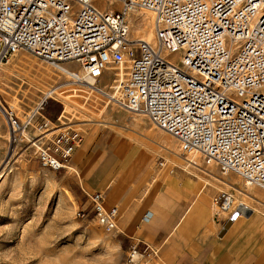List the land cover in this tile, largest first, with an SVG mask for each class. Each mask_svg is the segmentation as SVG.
<instances>
[{
	"label": "built area",
	"instance_id": "1",
	"mask_svg": "<svg viewBox=\"0 0 264 264\" xmlns=\"http://www.w3.org/2000/svg\"><path fill=\"white\" fill-rule=\"evenodd\" d=\"M97 1L0 0V64L26 49L77 84L113 67L112 99L122 109L146 114L182 155L200 151L207 164L264 190V0H122L118 10ZM143 9L155 14L152 42L131 37ZM3 109L18 144L30 124ZM33 125L42 165L67 169L82 136L47 118ZM89 196L99 224L116 229L117 208L99 192ZM216 202L229 219L243 215L229 192Z\"/></svg>",
	"mask_w": 264,
	"mask_h": 264
},
{
	"label": "rangeland",
	"instance_id": "2",
	"mask_svg": "<svg viewBox=\"0 0 264 264\" xmlns=\"http://www.w3.org/2000/svg\"><path fill=\"white\" fill-rule=\"evenodd\" d=\"M97 4L118 10L122 0H98ZM41 65L59 72L26 49L10 56L0 70V264H161L157 256L122 240L117 228L108 231L100 225L92 212L90 196L82 194L72 175L64 171L66 169L57 171L42 165L38 153L40 142L35 139L38 137L35 122L47 118L57 129L76 131L83 136L88 128L107 123L105 112L109 107L105 109L104 106L107 96L89 90L82 92L84 96L66 98V94L77 88V83L68 82L72 80L61 72L58 83H64V96L49 95L39 104L42 97L39 94L32 101L26 91ZM112 78V74L105 73L101 83L108 84ZM81 103L86 104V108ZM9 106L21 121L30 124L18 144L11 140L3 109ZM110 106L114 104L110 102ZM115 106L116 110L132 117L147 118L153 130H160L148 116ZM172 140L178 142L175 138ZM167 151L173 154L170 147ZM200 159L201 165L197 167L202 172L212 171V175L208 174L213 180L210 184L221 186L218 192L233 194L237 203L244 196L226 181L252 195L264 194L262 188L247 185L233 173L224 174L216 164H207L203 156ZM249 203L255 211L264 213V207L257 202ZM134 251L143 255L138 262L134 261Z\"/></svg>",
	"mask_w": 264,
	"mask_h": 264
},
{
	"label": "crops",
	"instance_id": "3",
	"mask_svg": "<svg viewBox=\"0 0 264 264\" xmlns=\"http://www.w3.org/2000/svg\"><path fill=\"white\" fill-rule=\"evenodd\" d=\"M105 117L84 132L64 171L82 194L99 192L117 208L122 240L161 264H264V213L249 209L224 230L229 214L217 207L211 170L178 153L147 118L120 110Z\"/></svg>",
	"mask_w": 264,
	"mask_h": 264
},
{
	"label": "bare ground",
	"instance_id": "4",
	"mask_svg": "<svg viewBox=\"0 0 264 264\" xmlns=\"http://www.w3.org/2000/svg\"><path fill=\"white\" fill-rule=\"evenodd\" d=\"M154 20H155V14L152 11L144 10V9L140 10V11H137L135 13L134 17H133V20H132V24H133L132 31H133V33H131V37L132 38H139V39L145 40V41H151V42L154 41L155 36H156L155 28H154ZM2 65H3V63L0 64V70H3L2 69L3 68ZM53 66L59 72H57L55 70H52V69H49V68H47V66L45 67V66L41 65L40 67H38L37 71L33 74V77L31 76L32 79L29 82L30 83V87L26 91V93H27L28 97L32 101L35 100L37 97H39V94H42V97L40 98L39 104L41 102H43L47 98V96H49V95L64 96L63 92H62V88H63V84L64 83H58L59 82V77L61 75H65L64 72H63L64 70H63L62 67H59V66H56V65H53ZM63 67L67 68L66 66H63ZM59 73L61 75H58ZM112 73H117V71H116L115 68L109 67L108 70L106 71V74L111 75ZM119 74L123 76L124 75V71L123 70L119 71ZM66 77H68V76H66ZM112 80L113 81L108 83V84L107 83L106 84H102L101 80L100 81H95L93 79H88L83 84H76L77 88L73 89V91H72L73 93L69 92L68 94L65 95V97L72 99L73 97L84 96L82 94V92H88V90H89L90 92L92 91V92H96L98 94H102V95L107 96L108 102H107V105L105 104L104 106H105V109L108 108V107L109 108L107 109L106 112H110L111 110H116V108H115L116 106L115 105H118V104H117V102L114 99H112L113 98V89H114V86H115V82H114L115 80L114 79H112ZM68 82H73V81H68ZM73 84H75V83H73ZM96 88H101L102 92H99L98 90H96ZM110 102H112L114 104V106H110ZM83 103H81V105L86 108V104H83ZM104 111L102 110V112H104ZM66 112H69V111L67 110ZM65 113L63 115V118L65 116ZM144 115H146V114H144ZM133 118H135V117H133ZM160 131H161V129H160ZM163 132L165 133V136H166V138L168 140L173 141L172 139L174 137L171 134L165 132L164 130H163ZM178 142L177 143L174 142L175 146L173 144L172 145L176 148L175 150H177V152L181 154L180 142L179 143ZM201 154L202 153L200 151L193 150L189 155H187V157L189 156L188 157L189 161L192 162L193 164H195V166L200 167V165H201L200 164V162H201L200 158L202 156L204 158V155L202 154V156H201ZM210 175H212V174H210ZM215 178H216V176H215ZM202 180H203V178H202ZM208 182L209 181L207 179H204V181L202 182V187L205 185V183H208ZM226 183L229 184L230 186H233V184L228 183L227 181H226ZM251 186H254V185H251ZM238 192L243 194V196H244L240 200V204L243 205V207H242V211L243 212H246L249 209L254 210L253 207L250 205L249 201H255V202H257L258 204H260L261 206L264 207V194H260L259 195L256 192V195H252L251 193H249L247 191H243L241 189H239ZM133 256H134V261L138 262V261L141 260L143 255L134 251Z\"/></svg>",
	"mask_w": 264,
	"mask_h": 264
},
{
	"label": "water",
	"instance_id": "5",
	"mask_svg": "<svg viewBox=\"0 0 264 264\" xmlns=\"http://www.w3.org/2000/svg\"><path fill=\"white\" fill-rule=\"evenodd\" d=\"M233 219H229L228 222L224 226V230L229 228V226L232 224Z\"/></svg>",
	"mask_w": 264,
	"mask_h": 264
}]
</instances>
